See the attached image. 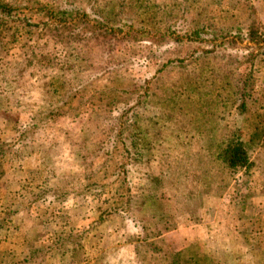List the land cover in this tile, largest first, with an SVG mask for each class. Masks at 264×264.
Here are the masks:
<instances>
[{"label":"rangeland","instance_id":"obj_1","mask_svg":"<svg viewBox=\"0 0 264 264\" xmlns=\"http://www.w3.org/2000/svg\"><path fill=\"white\" fill-rule=\"evenodd\" d=\"M5 1L20 15L7 33L0 27V264H264V0H69L95 13L96 33L117 38L82 49L47 23L57 0ZM206 30L219 32L216 41L200 40L212 37ZM220 34L235 44L219 46ZM200 47L221 58L172 67L163 81L164 63L189 61ZM233 77L252 92L244 117L239 94L215 106L212 94H183L177 109L164 106L190 84L210 89ZM74 78L81 80L64 92L72 99L64 107L51 92ZM126 84L142 89L122 93ZM78 85L85 96L74 100ZM138 96L144 105L133 116L123 103ZM132 118L151 137L137 128V149ZM39 122L45 130L35 131ZM233 126L251 147L250 172L205 156L210 140ZM175 131L191 141L173 157L157 152L156 135L165 132V152Z\"/></svg>","mask_w":264,"mask_h":264},{"label":"trees","instance_id":"obj_2","mask_svg":"<svg viewBox=\"0 0 264 264\" xmlns=\"http://www.w3.org/2000/svg\"><path fill=\"white\" fill-rule=\"evenodd\" d=\"M58 4L55 7H51L47 10L46 12V8L43 10V12H46V15L49 19L47 21L48 24L53 25L54 27L57 28V32H59V35H61V41H63L67 46L72 47V48H77V49H82L84 47V45H91L92 43L96 42L98 47H100V45H102V40L104 38H106L105 42H103V46H106L107 43H111V41L113 40H117V38L115 37V34L113 33H109L107 34V32L102 31L100 33H96L95 32V28H96V24H95V13H90V12H83L81 13L80 11H78L75 7H70L71 4L69 3V0H57ZM184 3V2H183ZM148 6V5H147ZM37 10L39 8H36ZM182 8H180L181 10ZM238 9V8H237ZM18 11H20V9L18 8V10L16 9L15 5L10 3V2H6L5 0H0V27L3 26L4 28V32L7 33L9 30L7 29V26L9 25L10 27H12V22L16 19H18ZM20 13V12H19ZM35 13V12H34ZM33 13V14H34ZM101 22V20H100ZM207 28V27H206ZM205 27L200 26L199 28H197V31H199V33H205ZM17 29V28H16ZM172 27L168 26V28L165 31H170L169 33H173L175 30H171ZM154 30V28H152V31ZM135 29L131 28L130 30H128V34L131 35L132 32H134ZM208 31V33L206 35H211L212 37H207V38H201L200 40L203 42H207L209 41L210 44L213 41H216V38L218 37L219 32H217V30H206ZM250 31V28H249ZM249 34V33H248ZM248 34H247V39L255 41V42H259L261 40V36L260 38H248ZM254 34V33H253ZM226 34H220V38L224 43H220L218 44L219 46H224V48L230 46L232 47L235 42L233 41H228L227 43L229 45L226 44L224 37ZM183 36L187 37V34H184ZM231 36H234L235 38L240 36V34H232ZM135 36H132V39H134ZM130 40V38L128 37L127 33L124 34L121 43H127ZM189 41H196V39L193 38H189ZM227 45V46H226ZM226 46V47H225ZM207 59L208 61H213L216 59L221 58V55L219 54V50H217L215 47L211 50H207L204 47H200L198 49H196L193 53H189V61L185 60V58H175V59H170L168 60L166 63L163 64V67L161 68V71L163 72L164 69L166 70V73L162 74V78L164 81V76H168L170 75V73L173 70H170L172 67H185L188 66L189 63H191L192 61H198L200 59ZM216 66L215 64L212 66L213 69H215V71H220L221 68H216L214 67ZM70 68V66L68 67ZM68 68H66L65 70H68ZM96 67L93 66V71ZM75 69V68H72ZM71 69V70H72ZM80 71L77 70V74L79 75ZM91 77V75L89 76ZM161 77V76H160ZM159 77V78H160ZM106 79V77L104 78ZM74 80H81L79 78H74L72 80H70L69 82L65 83V84H58L57 87H55V89L51 92L52 94H61L62 97L59 98L58 102L60 101H64L62 103V105L64 107H67L68 105L71 104L72 99H70L66 94H64V92L66 90H68V88H73L75 87V81ZM123 80V79H122ZM237 78L233 77V80H229L228 78L225 80H214L213 85H209L210 89H208L207 87H203L201 88V85H197L194 86V84H190L187 88H183L182 92L180 93L178 91L177 95L178 96H172V97H165L164 103L166 106V100H168V104L170 107L172 108H176V106H171L173 104V102H175L176 98H178L180 100L181 103V97L183 98V94H195V93H203L201 94L203 97L208 96L210 94H212L211 96V103H213V105H219V104H215V102L222 104L225 102V97L223 96V94H239V98H237V104L238 105L235 109L237 114H239V116L244 117L248 108V99H251V94L252 92H250L246 86V83L244 82H236ZM125 82H123L124 84ZM80 85H78L77 89L75 90V94L76 96H73L74 100H78L79 98H82L85 96V94H79L80 92H82L84 89H86L85 87H79ZM126 89L122 91V93H126V94H132L134 92L137 93V90L142 89V88H137L138 86H134L132 84H126ZM214 88V89H212ZM147 91H151V89H148ZM86 93H88V91L86 90ZM148 95V94H147ZM198 96V94H196ZM146 97V96H145ZM187 97L189 99H191L190 95H187ZM217 98V100H216ZM131 99V98H130ZM173 100V101H172ZM130 101V100H129ZM129 101H125L123 103L124 106H129V103H131V106L129 107L128 111L129 112H133V116H136V109L137 106L143 102V96H138L137 98L134 97L133 99H131V102ZM182 102H184V99L182 100ZM179 104V103H177ZM139 105V106H140ZM144 105V102H143ZM181 105V104H180ZM232 104L231 107H233ZM138 106V107H139ZM183 108V106H182ZM229 108V107H228ZM228 108L225 110V112L228 111ZM177 109V108H176ZM220 109V108H219ZM232 112V111H231ZM230 112H228L227 116L232 115ZM138 113V110H137ZM127 114V113H126ZM128 115V114H127ZM139 115V113H138ZM163 115V114H162ZM161 115V116H162ZM188 115H191V112H188ZM210 118L209 120L212 118H214L216 114V112H214L213 110L210 111L209 113ZM60 116V115H59ZM165 116V117H164ZM163 118L166 121H172L175 120L174 116H172L171 114H166L164 115ZM134 119L136 118H132L130 121H133V123L135 125H137V127L131 131L128 130V137L130 139H132V142L130 143L131 146H133L134 144H136V133L134 134V132L136 131L137 128H141V125L138 124L137 121L134 122ZM42 123V122H41ZM41 123L39 122L37 125H35V131L39 130V128H42L45 130L46 126L48 125V123H45L44 127L41 125ZM158 124H156L157 126ZM129 127H131L132 125L129 124ZM232 131V133L227 132V135L225 138H222V141L219 140L221 138L215 139L214 140H210V146L206 148L205 151V156L207 157H214L216 161H218L219 163L223 164L226 168L231 169L233 171L236 170H245L246 172H250L251 171V167H253V162H251V152L250 149L251 147L249 146V144H247L245 142L243 138L244 134L241 130V127L239 126H233L230 127ZM173 131V129H171ZM170 130V131H171ZM124 130H122L121 132H119L117 134V138H121L122 136H124ZM133 133V134H132ZM140 133H142V135L147 138V139H151L150 135L145 134L146 132L141 128ZM165 133V132H164ZM164 133H158L156 135L157 141H156V146L157 148H159L160 150H158L157 152H160L162 154L167 153L166 156L167 157H173L174 155H176V151L177 148L184 144L187 143L188 138H189V142L191 141L192 137L190 134H187L184 137V140H182V133L181 131H175L174 132V138L173 139V143L170 144L171 147H168L166 149V151L164 152V148H163V141L165 138ZM133 136H130V135ZM145 134V135H144ZM116 138V137H115ZM126 139L125 138V144H126ZM153 139V137H152ZM186 141V142H184ZM188 142V143H189ZM153 144V142H152ZM133 148L137 149L139 148L137 145H134ZM142 148H146L145 146H143ZM150 148V152L155 155V149ZM173 148V149H172ZM130 151H132L130 149ZM211 151V152H210ZM160 155V154H159ZM179 155V154H178ZM137 160H139L137 158ZM136 162V160H135ZM155 161L152 162H148L147 164H153ZM129 164V163H128ZM127 164V165H128ZM132 164V163H130ZM129 164V165H130ZM133 164L135 165V163L133 162ZM121 171H122V167H120ZM98 171V170H96ZM123 173V176L120 179V183H125V181L127 180V172L128 170L125 168ZM105 175L108 174L107 172L104 173ZM91 186V184H90ZM87 186V187H90Z\"/></svg>","mask_w":264,"mask_h":264}]
</instances>
